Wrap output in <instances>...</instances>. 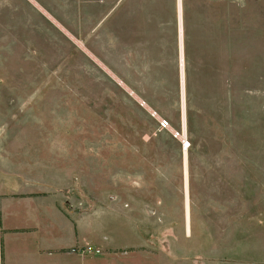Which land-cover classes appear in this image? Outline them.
<instances>
[{
    "label": "rangeland",
    "instance_id": "1",
    "mask_svg": "<svg viewBox=\"0 0 264 264\" xmlns=\"http://www.w3.org/2000/svg\"><path fill=\"white\" fill-rule=\"evenodd\" d=\"M38 1L0 0V193L122 264H264V0Z\"/></svg>",
    "mask_w": 264,
    "mask_h": 264
},
{
    "label": "crops",
    "instance_id": "2",
    "mask_svg": "<svg viewBox=\"0 0 264 264\" xmlns=\"http://www.w3.org/2000/svg\"><path fill=\"white\" fill-rule=\"evenodd\" d=\"M52 11L48 14L59 22ZM70 202L44 186L0 193V264H122L112 253L115 246L98 237V218L77 208L69 212L65 206ZM85 246L100 254L73 251Z\"/></svg>",
    "mask_w": 264,
    "mask_h": 264
},
{
    "label": "bare ground",
    "instance_id": "3",
    "mask_svg": "<svg viewBox=\"0 0 264 264\" xmlns=\"http://www.w3.org/2000/svg\"><path fill=\"white\" fill-rule=\"evenodd\" d=\"M178 19H179L178 21H179V25H180L181 24V6H180L179 0H178ZM180 31H182L181 25H180ZM181 82H182V85H183V83H184L183 71H182V74H181ZM185 180H187V177L185 178ZM186 188L187 187H185V222H186V231L188 233L189 232V229H188V227H189L188 226L189 220H188V203H187V196H186L187 195Z\"/></svg>",
    "mask_w": 264,
    "mask_h": 264
},
{
    "label": "built area",
    "instance_id": "4",
    "mask_svg": "<svg viewBox=\"0 0 264 264\" xmlns=\"http://www.w3.org/2000/svg\"><path fill=\"white\" fill-rule=\"evenodd\" d=\"M163 124V128H166L167 124H164V122H161ZM73 251H80L82 253H85V254H89V253H95V254H100V251L98 249H93L92 247L90 246H85L83 248H80V249H75Z\"/></svg>",
    "mask_w": 264,
    "mask_h": 264
}]
</instances>
